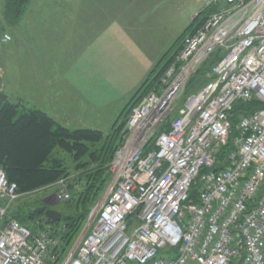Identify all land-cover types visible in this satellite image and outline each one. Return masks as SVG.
<instances>
[{
    "label": "built area",
    "instance_id": "1",
    "mask_svg": "<svg viewBox=\"0 0 264 264\" xmlns=\"http://www.w3.org/2000/svg\"><path fill=\"white\" fill-rule=\"evenodd\" d=\"M208 8L217 11L184 39L159 93L130 113L107 195L68 252L54 226L7 220L20 196L0 170V264H264V0ZM252 101L261 108L232 124L235 105Z\"/></svg>",
    "mask_w": 264,
    "mask_h": 264
},
{
    "label": "crops",
    "instance_id": "2",
    "mask_svg": "<svg viewBox=\"0 0 264 264\" xmlns=\"http://www.w3.org/2000/svg\"><path fill=\"white\" fill-rule=\"evenodd\" d=\"M168 16L167 0H32L21 26L29 43L16 47L29 65L16 76L19 103L66 128L96 129L102 94L139 90L161 60L153 54Z\"/></svg>",
    "mask_w": 264,
    "mask_h": 264
},
{
    "label": "trees",
    "instance_id": "3",
    "mask_svg": "<svg viewBox=\"0 0 264 264\" xmlns=\"http://www.w3.org/2000/svg\"><path fill=\"white\" fill-rule=\"evenodd\" d=\"M5 1V15L9 23L16 25L25 16L32 0ZM216 11L217 8H213L201 12L178 37L107 134L91 128H66L57 124L46 113L11 102L6 94L1 93L0 170H3L10 184L16 185L20 196L18 199L46 193L59 186L61 181H64L65 189L70 194L68 201L58 203L61 208L38 204L46 210L58 209L59 211H52L62 215L60 223L52 222L44 215L36 214V211L24 215L21 208L15 211L10 209L7 220H15L24 226H30L36 221L54 226L59 229L56 238L61 252H68L75 245L90 213L110 182V165L116 151L124 143V128L130 113L145 96L159 93L160 78L171 64L173 55L181 48L184 39L193 35L206 17ZM220 59L221 56L215 54L203 65L194 76L198 77L196 85L204 82L205 74L211 71ZM193 78L189 85L190 92L195 88L192 87ZM260 108L257 101L236 104L231 123H238L241 115ZM167 129L168 127L163 131ZM155 142L156 138L150 142L146 152L154 148Z\"/></svg>",
    "mask_w": 264,
    "mask_h": 264
},
{
    "label": "rangeland",
    "instance_id": "4",
    "mask_svg": "<svg viewBox=\"0 0 264 264\" xmlns=\"http://www.w3.org/2000/svg\"><path fill=\"white\" fill-rule=\"evenodd\" d=\"M209 1L211 0H167V9L170 11V16L167 18L165 30L160 33V46L156 48V53L153 54L156 61H159L162 58L176 39L191 25L194 18L200 12L210 9L208 8ZM5 3V0H0V35H9L11 41L9 43H2L0 40V94L5 91L11 102L19 103L20 96L18 95V89L22 87V84H17L16 76L19 71L28 74L29 65L26 53L24 52V55H21L20 52L16 50V47L19 44H28L29 37L28 33H26L27 31L24 30L23 32V29H21V26L25 21V16L21 22L12 25L9 23V19L5 15ZM26 76L27 75H25V78ZM26 80L25 90L28 91L29 84L27 78ZM197 80V76L193 78L192 87H195ZM136 83L137 82H134L130 87L127 86L126 88L119 89L117 92L113 90L112 92L102 94L100 109L98 112L99 115L98 113L96 114L98 117L96 129L105 134L111 130L121 112L126 108L138 91L137 88L140 84L133 89ZM26 98L28 99V97ZM21 102L28 107L23 101ZM182 106L183 103H180L178 108H181ZM75 128H79V126H76ZM107 188L94 209H96L106 197ZM62 189V186L59 185L46 193H38L22 197L12 204L11 209L15 211L18 208H21L20 210H23V214L27 215L29 212L36 211L40 208L41 206L38 205L39 203L50 208L53 206L61 208V206L58 205L59 202L56 200V195L59 194ZM52 210L59 211L55 208ZM82 232L75 244L81 238Z\"/></svg>",
    "mask_w": 264,
    "mask_h": 264
},
{
    "label": "water",
    "instance_id": "5",
    "mask_svg": "<svg viewBox=\"0 0 264 264\" xmlns=\"http://www.w3.org/2000/svg\"><path fill=\"white\" fill-rule=\"evenodd\" d=\"M38 215H44L46 218L50 219L52 222L60 223L62 220V215L60 213L46 210L45 208H39L35 212Z\"/></svg>",
    "mask_w": 264,
    "mask_h": 264
}]
</instances>
